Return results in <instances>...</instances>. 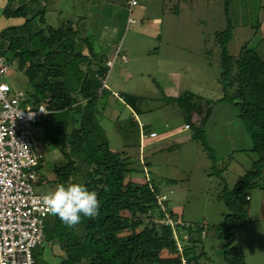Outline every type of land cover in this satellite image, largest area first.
<instances>
[{"label":"trees","instance_id":"trees-1","mask_svg":"<svg viewBox=\"0 0 264 264\" xmlns=\"http://www.w3.org/2000/svg\"><path fill=\"white\" fill-rule=\"evenodd\" d=\"M228 9L226 4V27L214 33L219 49L221 98L213 100L183 90L171 101L183 114L185 125L195 129L192 138L201 141L220 179L216 198L228 212L212 228L214 236L224 242L223 258L226 264H246L243 252L233 245V231L246 216L248 191L264 170V58L250 40L242 43L236 55L229 53L228 43L235 25L229 19ZM44 12V9L34 11L27 3L12 7L9 0L3 15L25 20L0 30V55L25 74L31 87L27 91L32 100L30 107L35 109L44 104L48 110L39 118L36 128L41 129L43 145L56 147L63 159L53 163L49 182L55 184V189L61 184L85 185L96 192L100 208L96 217L82 216L80 224L73 228L66 227L58 216L48 214L42 242L58 245L63 252L59 264H183V260L184 264H200L205 256L202 238L212 228L208 223L200 225L205 220L187 222L169 209L170 194L163 205L158 203V197L164 193L161 184H173L175 180L158 184L152 179L139 182L127 177L133 170L129 167L131 159L111 149L98 118L105 109L99 104L100 97L109 90L97 93L100 78L108 69L106 60L98 57L92 38L80 37L70 22L50 25ZM110 94L131 109L140 110L142 96L111 91ZM221 101L236 106L251 138L249 151L256 156L251 168L231 187L222 176L225 168L215 167L216 159L203 129L213 104ZM196 114L199 125L192 126ZM167 213L172 218L179 216L184 224H177L174 230L170 224L154 221L165 218ZM178 243L182 244L181 250Z\"/></svg>","mask_w":264,"mask_h":264},{"label":"rangeland","instance_id":"rangeland-1","mask_svg":"<svg viewBox=\"0 0 264 264\" xmlns=\"http://www.w3.org/2000/svg\"><path fill=\"white\" fill-rule=\"evenodd\" d=\"M153 1L162 18L163 30L172 24L171 33L175 37L171 36L169 41L163 37L151 39L133 30V24L125 29L117 46L127 55L129 63L122 65L120 59L116 60L107 83L110 87L113 82L118 84L117 89L123 93L142 96L140 110L135 111L110 95L111 87L100 97L99 104L105 109L99 112L98 118L111 149L130 157L129 167L133 170L129 171L128 178L139 182L147 178L158 184L167 179L175 180L173 184H161L163 192L173 191L167 207L187 222L205 220L215 228L228 212L216 198L220 179L201 141L192 138L195 129L185 128V118L171 98L183 90L213 100L221 98L219 49L214 33L226 27L224 8L227 4L229 19L235 25L228 51L236 55L244 41H254L253 32L258 31L256 25L264 19V0H251L248 8H245V0H176L175 3L180 2V8L169 13L173 19L162 14V0ZM57 15L48 11L47 23L56 26L57 19L61 21L62 18ZM120 65L130 71L136 68L133 71L144 72V77L140 79L132 71L135 79L128 77L123 83L124 79L115 75ZM10 66V71L0 76V81L7 82L13 91L26 92L27 98L21 107L32 106L31 96L27 93L31 87L25 74L16 69L14 62H10ZM164 68L176 73L179 83L177 76L166 73ZM190 124L199 125L198 114ZM147 126L151 130L149 133ZM203 129L206 143L216 159L215 167L225 168L222 176L228 186H233L251 168L256 157L249 151L251 138L238 117L236 106L226 101L214 103ZM34 135L43 160L36 186L49 193L55 190V184L49 182L53 175L52 165L63 159L56 147L43 145L40 128L35 129ZM248 195L247 214L233 231V245L243 252L246 264H264V170ZM48 219L49 216L45 221ZM213 228L202 238L205 256L201 257L200 264H226L222 252L224 242L214 236ZM58 251L57 246L43 242L32 250L38 264H59L62 256L57 254Z\"/></svg>","mask_w":264,"mask_h":264},{"label":"built area","instance_id":"built-area-1","mask_svg":"<svg viewBox=\"0 0 264 264\" xmlns=\"http://www.w3.org/2000/svg\"><path fill=\"white\" fill-rule=\"evenodd\" d=\"M141 1L144 0H126L127 27L135 23L134 10ZM118 59L127 62L119 48L105 62L108 69L100 78L98 94L108 89L107 79ZM10 67L7 58L0 55V76L6 75ZM26 98L24 91H13L7 82L0 81V264H36L32 250L42 243L44 219L50 214L42 203L47 193L36 186L42 153L34 135L39 118L48 110L44 104L35 109L21 107ZM172 193H162L158 203L163 205ZM154 221L170 224L174 230L177 224H184L179 216L172 218L168 213ZM205 224L202 221L200 225ZM178 248L182 249L179 243Z\"/></svg>","mask_w":264,"mask_h":264},{"label":"crops","instance_id":"crops-1","mask_svg":"<svg viewBox=\"0 0 264 264\" xmlns=\"http://www.w3.org/2000/svg\"><path fill=\"white\" fill-rule=\"evenodd\" d=\"M149 1L150 0L141 1L139 5L136 6L134 10L135 23L132 25L133 30H136L137 33H142L151 39H160L163 37L165 41H169V39L171 40V36L173 35L171 33V28L173 27L172 24L167 25L166 29L164 28L163 30V21L160 15H158L159 12L156 11V8L154 7V1ZM155 1L159 2V0ZM175 2L176 0H162V6L164 9L162 14L164 15V13H166L168 18L171 17V19H173L169 13H174L176 9L179 10L180 8V2ZM250 2L251 0H245V8L249 7ZM8 3L9 0H0V30L9 26L20 25L25 20L23 17H5L3 15V10ZM25 3H27L34 11L44 9L45 19L48 11H52L58 14L57 16L62 17L61 22L72 23L74 28L78 30L80 37H89L93 39L95 51L98 57H102L103 60H110L113 58L110 57L115 55L118 48L117 42L127 28L126 0H10L12 7L20 6ZM57 21L58 25L60 21L58 19ZM256 26H258V31L255 32H257L256 34L258 36L253 32L252 40L254 41L250 42L254 44L257 53L264 58V19L261 22L258 21ZM172 37L174 38L175 36ZM83 53L86 54L87 50L83 49ZM121 54L125 55L127 58V62L125 63L120 60L122 65L129 63L127 55L125 53ZM122 65H120V68L116 69L115 75L118 78L124 79L123 83L128 77L135 79L133 72L136 73V77L140 76V79L144 77V72L133 71L136 68H133L130 71L125 67H122ZM114 66L115 62L112 68H114ZM164 71L168 74L173 73L176 75L177 83H179V76L176 73L171 72L170 68H164ZM170 77L172 78L173 76L170 75ZM111 87V92H121L117 89L119 88L118 84L113 82L111 83ZM111 87L108 85V89ZM113 97L115 98V96ZM148 129L150 130V128ZM149 130L147 131L148 133L151 131ZM52 246L58 247L57 244H53ZM58 250L57 254L62 256L63 252L59 247Z\"/></svg>","mask_w":264,"mask_h":264},{"label":"clouds","instance_id":"clouds-1","mask_svg":"<svg viewBox=\"0 0 264 264\" xmlns=\"http://www.w3.org/2000/svg\"><path fill=\"white\" fill-rule=\"evenodd\" d=\"M42 111H46L41 108ZM42 203L46 210L58 216L68 228L80 224L82 216L93 218L99 213L100 201L94 191L81 183L61 184L45 194Z\"/></svg>","mask_w":264,"mask_h":264}]
</instances>
